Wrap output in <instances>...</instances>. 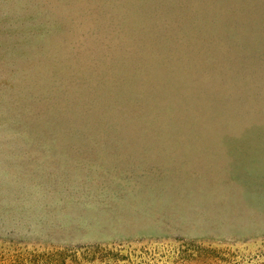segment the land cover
Here are the masks:
<instances>
[{
    "label": "rangeland",
    "instance_id": "374dc122",
    "mask_svg": "<svg viewBox=\"0 0 264 264\" xmlns=\"http://www.w3.org/2000/svg\"><path fill=\"white\" fill-rule=\"evenodd\" d=\"M191 241L264 256V0H0V260Z\"/></svg>",
    "mask_w": 264,
    "mask_h": 264
},
{
    "label": "trees",
    "instance_id": "16d2710c",
    "mask_svg": "<svg viewBox=\"0 0 264 264\" xmlns=\"http://www.w3.org/2000/svg\"><path fill=\"white\" fill-rule=\"evenodd\" d=\"M188 244H191V251L186 253V256L183 255L187 261L183 264H264L263 255L250 258L240 257L237 253L225 255L224 251L211 249L212 247L204 248L195 241ZM22 261L26 264H134V258L131 255L99 245L35 252L31 253L28 258H23ZM0 264H23V262L5 263L0 260Z\"/></svg>",
    "mask_w": 264,
    "mask_h": 264
}]
</instances>
